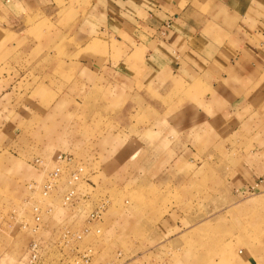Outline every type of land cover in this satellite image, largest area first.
<instances>
[{"label": "rangeland", "instance_id": "1", "mask_svg": "<svg viewBox=\"0 0 264 264\" xmlns=\"http://www.w3.org/2000/svg\"><path fill=\"white\" fill-rule=\"evenodd\" d=\"M68 46L0 97V264H264V194L218 209L214 165L184 163L218 148L181 88L93 84ZM171 157L173 179H150Z\"/></svg>", "mask_w": 264, "mask_h": 264}, {"label": "crops", "instance_id": "2", "mask_svg": "<svg viewBox=\"0 0 264 264\" xmlns=\"http://www.w3.org/2000/svg\"><path fill=\"white\" fill-rule=\"evenodd\" d=\"M64 38L70 56L84 53L70 65L85 81L120 93L148 80L181 88L205 118L191 130L218 148L184 163L214 165L220 211L264 194V0H0V97ZM98 44L104 54L87 49ZM166 163L149 178L171 181L173 157Z\"/></svg>", "mask_w": 264, "mask_h": 264}, {"label": "built area", "instance_id": "3", "mask_svg": "<svg viewBox=\"0 0 264 264\" xmlns=\"http://www.w3.org/2000/svg\"><path fill=\"white\" fill-rule=\"evenodd\" d=\"M68 162H70V159H68V158H66V157H62L61 155L60 156H58V157H56V163H58V164H66V163H68ZM58 171H56L53 175H50V179L51 180H54L55 179V177L58 175V173H57ZM78 175L77 174H73L72 175V179H73V181H77L78 180ZM51 185V184H50ZM50 187V186H49Z\"/></svg>", "mask_w": 264, "mask_h": 264}]
</instances>
